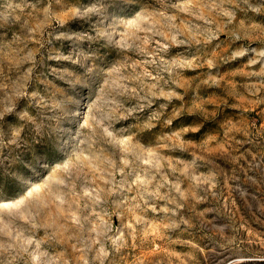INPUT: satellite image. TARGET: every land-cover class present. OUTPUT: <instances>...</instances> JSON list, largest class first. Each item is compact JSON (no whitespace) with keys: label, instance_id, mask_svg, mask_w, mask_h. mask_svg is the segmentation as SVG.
<instances>
[{"label":"rangeland","instance_id":"374dc122","mask_svg":"<svg viewBox=\"0 0 264 264\" xmlns=\"http://www.w3.org/2000/svg\"><path fill=\"white\" fill-rule=\"evenodd\" d=\"M264 261V0H0V264Z\"/></svg>","mask_w":264,"mask_h":264},{"label":"trees","instance_id":"16d2710c","mask_svg":"<svg viewBox=\"0 0 264 264\" xmlns=\"http://www.w3.org/2000/svg\"><path fill=\"white\" fill-rule=\"evenodd\" d=\"M236 264H264V261H242V262H238Z\"/></svg>","mask_w":264,"mask_h":264},{"label":"water","instance_id":"95a60500","mask_svg":"<svg viewBox=\"0 0 264 264\" xmlns=\"http://www.w3.org/2000/svg\"><path fill=\"white\" fill-rule=\"evenodd\" d=\"M237 261H240L239 259H237V260H233V261H230L229 263H227V264H234L235 262H237Z\"/></svg>","mask_w":264,"mask_h":264}]
</instances>
